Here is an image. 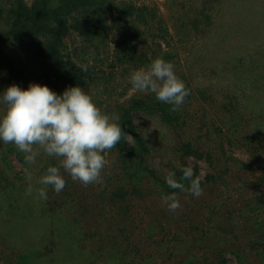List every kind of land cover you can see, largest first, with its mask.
I'll return each instance as SVG.
<instances>
[{
	"label": "rangeland",
	"instance_id": "1",
	"mask_svg": "<svg viewBox=\"0 0 264 264\" xmlns=\"http://www.w3.org/2000/svg\"><path fill=\"white\" fill-rule=\"evenodd\" d=\"M103 17L106 30L92 45L71 29L64 39L63 53L88 65L90 77L80 87L103 112L117 114L136 98L156 99L132 89L134 71L157 57L173 63L190 94L177 111L178 131L157 113L134 114L150 148L146 162L166 177L179 161L178 147L189 140L211 152L216 181L198 198H180L174 213L147 182L139 196L120 199L112 194L110 177L118 185V170L111 150L104 154L102 184L84 186L61 169L66 187L57 194L47 186L45 200L37 181L47 167L59 166L58 159L41 150L30 165L25 153L0 141V264H112L122 257L142 264H217L220 250L224 264H264L242 257L250 249L247 201L261 177L255 157L264 153V0H106ZM121 36H129L148 62L120 60ZM40 56L29 39L0 41V94L12 84L27 89L39 83L58 95L70 87L53 84L56 76L41 79L50 64ZM4 110L0 105V116ZM186 159L191 168L197 164L201 178L213 171L204 157ZM29 185L33 192L26 195ZM258 187L264 191V179Z\"/></svg>",
	"mask_w": 264,
	"mask_h": 264
},
{
	"label": "trees",
	"instance_id": "2",
	"mask_svg": "<svg viewBox=\"0 0 264 264\" xmlns=\"http://www.w3.org/2000/svg\"><path fill=\"white\" fill-rule=\"evenodd\" d=\"M105 2L106 0H32L30 4H26L23 0H14L7 7L0 3V41L31 40L41 54L40 57L50 64L40 74L43 81L52 80L53 78H47L50 75L57 77L55 81L53 79V84L61 82L67 83L70 87L83 86L90 77L89 70L83 71V65L77 64L68 54L63 53L64 39L71 29L84 42L91 45L96 42L107 27H105L106 20L103 17ZM118 49L119 59L125 63L129 61L140 64L148 62L143 53L135 50L133 40L129 36L120 37ZM171 109V105L151 97L136 98L126 106L118 107L119 123L123 131L129 135V139L121 140L112 149L117 158L118 172L114 174L118 175V185L114 184L117 182L113 177H110V183L114 187L112 194L116 197L120 199L137 197L143 190L142 184L146 182L153 184L162 196L175 191L179 199L192 197L178 189L169 188L165 176L147 164L146 156L150 148L138 132L133 120L134 114L138 111L157 113L168 127L178 131L180 127L178 112ZM177 153L179 161L177 165L169 169L175 172L177 180L182 176L180 169L189 167L186 157L190 155L194 160L204 157L213 169L201 178L197 164L193 165L194 178L200 177L201 188L216 181L217 171H215L209 150L203 152L201 148L185 140L178 147ZM254 164L260 170L261 177H258L257 188L247 201L251 214L246 222L250 230L244 231L250 249L242 253L244 254L242 257L253 255L254 260L259 261L264 259V191L258 187L264 179V153L255 157ZM183 183L187 186L190 181H183ZM194 255L191 253L192 257ZM218 256L217 264H224V251L220 250ZM113 260L115 261L112 264H142L128 262L123 257L120 260L118 258Z\"/></svg>",
	"mask_w": 264,
	"mask_h": 264
},
{
	"label": "clouds",
	"instance_id": "3",
	"mask_svg": "<svg viewBox=\"0 0 264 264\" xmlns=\"http://www.w3.org/2000/svg\"><path fill=\"white\" fill-rule=\"evenodd\" d=\"M88 65H83L87 71ZM134 91L153 93L159 102L172 105V111H179L190 94L185 83L177 76L173 63L161 57L155 58L147 68H140L130 75ZM0 105L4 114L0 116V141L13 144L25 153L28 164H34L42 152L55 157L59 166L47 167L37 183L44 185L37 190L42 199H47V186L59 194L66 187L61 172L74 182L84 186L102 184V172L108 161L105 153L115 148L121 140L129 139L123 131L117 114H106L96 105L91 95L79 86L66 88L58 95L47 85L30 83L27 89L16 84L8 86L0 94ZM182 176L169 171L165 181L169 188L188 195H203L200 177L194 178L191 167L180 169ZM28 178L31 173L25 170ZM183 181H190L185 185ZM31 185L26 195H31ZM168 211L181 208L175 191L162 197Z\"/></svg>",
	"mask_w": 264,
	"mask_h": 264
}]
</instances>
